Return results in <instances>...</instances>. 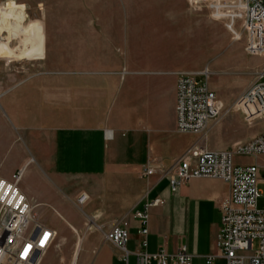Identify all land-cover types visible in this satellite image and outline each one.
Masks as SVG:
<instances>
[{
  "label": "crops",
  "instance_id": "crops-1",
  "mask_svg": "<svg viewBox=\"0 0 264 264\" xmlns=\"http://www.w3.org/2000/svg\"><path fill=\"white\" fill-rule=\"evenodd\" d=\"M106 31L73 28L64 62L0 60V176L10 179L24 168L20 188L36 219L58 233L54 212L64 215L87 252L82 264H123L120 249L105 239L113 226L129 231L132 252L146 239L151 252L164 247L176 253L185 245L192 264H208L209 257L210 264H225L218 236L229 185L194 177L172 190L163 173L175 174L194 144L221 151L236 140L216 142L223 124L217 120L203 137L177 130V81L188 72L186 54L163 58L142 48L125 59ZM259 126L242 141L263 133L264 121ZM146 168L154 173L145 175ZM82 194L88 199L79 206ZM156 198L162 202L150 208L143 236L132 214ZM44 214L49 219L39 218Z\"/></svg>",
  "mask_w": 264,
  "mask_h": 264
},
{
  "label": "built area",
  "instance_id": "built-area-1",
  "mask_svg": "<svg viewBox=\"0 0 264 264\" xmlns=\"http://www.w3.org/2000/svg\"><path fill=\"white\" fill-rule=\"evenodd\" d=\"M241 9L242 28L238 33L232 29L233 41H242L248 56H264V0H241ZM29 19L26 15L24 24ZM3 33L0 40L10 41L12 45H20L25 36L22 33L15 36L8 31ZM211 74L209 67L198 73H180L175 107L176 127L180 133L203 137L210 122L222 116V103L208 82ZM200 76L205 79L200 80ZM234 107L247 124L264 119V69L257 72L256 79L242 92ZM112 134L111 130L106 131L108 138ZM237 155H264V132L250 141L221 151L208 149L204 142L194 144L178 160L175 174L167 171L163 177L168 178L172 190L194 177L216 178L227 183L230 194L221 205L220 257L225 264H264V208L259 207L262 196L260 169L258 164L236 163ZM23 173L24 168H20L10 179L0 176V264H45L50 252L60 247L57 231L36 219L32 204L22 192L20 182ZM153 173L151 168H146L145 175ZM87 199L88 196L82 194L77 200L78 205L82 206ZM161 202V198H156L143 209L133 212L143 236L149 233L150 208ZM105 239L120 249L123 264H132L131 256L135 258L134 264L193 263V255L185 245L176 253H170L164 247L151 252L148 241L142 239L138 248L130 251L127 247L130 233L121 226H113L106 231ZM255 241H258L256 249L253 248ZM80 250L81 243H77L69 264H79ZM213 259L209 257L207 263Z\"/></svg>",
  "mask_w": 264,
  "mask_h": 264
},
{
  "label": "rangeland",
  "instance_id": "rangeland-1",
  "mask_svg": "<svg viewBox=\"0 0 264 264\" xmlns=\"http://www.w3.org/2000/svg\"><path fill=\"white\" fill-rule=\"evenodd\" d=\"M23 5L30 17L27 27L31 46L27 58L16 61L46 58L64 62L68 34L73 28L94 27L99 31L107 28L105 37L119 44L117 50L125 59L131 58V51L149 48L163 58H172L178 52L183 59L186 54L190 73L209 67L212 74L208 82L224 102L222 116L217 120L223 124L216 142L236 140L230 147L234 148L244 143L241 137L257 131L264 121L247 124L243 116L239 118L240 113L230 116L237 111L232 110L236 100L256 79L257 72L264 69V56H248L244 43L233 41L232 29L238 33L242 28L241 0H0V13L14 12ZM154 30L157 33L149 34ZM179 37L181 44L177 42ZM13 59L9 53L0 56L6 63ZM235 161L242 165L258 164L264 174V155H237ZM259 188L262 192L259 207L264 208V182H260ZM54 216L60 218L57 237L60 247L50 252L45 264H69L79 243L74 237L75 228L60 212H54ZM39 218L49 219L47 214ZM257 247L255 241L253 248ZM86 255L85 250H80L79 264Z\"/></svg>",
  "mask_w": 264,
  "mask_h": 264
},
{
  "label": "bare ground",
  "instance_id": "bare-ground-1",
  "mask_svg": "<svg viewBox=\"0 0 264 264\" xmlns=\"http://www.w3.org/2000/svg\"><path fill=\"white\" fill-rule=\"evenodd\" d=\"M26 15L29 16V13L25 5L14 12L3 10L0 13V34H4L3 32L8 31L15 36H18L20 33L25 35L22 38L20 45L14 47L10 41L0 40V56L4 53H9L14 56L13 60L27 58L30 53L31 34L27 27L28 23L24 24V17ZM12 19L16 21H12ZM80 243L81 241H79V244Z\"/></svg>",
  "mask_w": 264,
  "mask_h": 264
}]
</instances>
